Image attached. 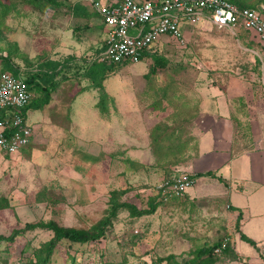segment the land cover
I'll return each mask as SVG.
<instances>
[{
	"label": "rangeland",
	"instance_id": "obj_1",
	"mask_svg": "<svg viewBox=\"0 0 264 264\" xmlns=\"http://www.w3.org/2000/svg\"><path fill=\"white\" fill-rule=\"evenodd\" d=\"M238 1L264 11V0ZM102 24L92 0H0V54L27 72H46L72 52L79 51L81 62L97 60L103 39L81 45L71 31L78 25L74 35H92L87 28L96 26L104 35ZM186 37L184 43L160 41L139 61H101L107 77L102 84L114 99L153 108L144 113V132L152 136L156 160L149 153L135 167L117 151H123L119 143L141 142L132 134L130 111L110 116L109 134L101 120L90 124L83 117L74 127L57 117L67 127L61 135L44 130L19 151L0 148V264H150L170 254L183 261L199 248L232 242L237 221L223 196L195 194L196 180L180 196L164 198L159 185L193 172L190 146L210 124L196 123L198 101L221 100L224 134L240 144L237 152L251 147L252 120L264 122V47L244 29L207 26L186 31ZM77 78L83 80L81 73ZM120 129L125 139L118 137ZM116 202L122 206L112 214ZM107 216L105 235L84 243L56 239L47 225L92 231ZM223 251L214 249L215 264L229 259Z\"/></svg>",
	"mask_w": 264,
	"mask_h": 264
},
{
	"label": "crops",
	"instance_id": "obj_2",
	"mask_svg": "<svg viewBox=\"0 0 264 264\" xmlns=\"http://www.w3.org/2000/svg\"><path fill=\"white\" fill-rule=\"evenodd\" d=\"M99 1L104 3L107 0ZM100 17L104 35L98 27L93 26L92 28L90 26L87 28L89 29L87 32L93 33L92 35H89L90 33L86 35L84 32V35L76 36L74 35L76 27H78L76 25L73 32L71 31V37L76 39V42L80 41L81 45L85 42L87 46L94 40L98 45V42L103 39L101 43L103 49L107 27L101 15ZM187 32L192 31L188 28ZM150 52L152 51H148L144 55ZM77 53L62 54L60 58H57L59 61H53L48 65L50 69H46V71L51 72V78H48V81L49 83L53 81L54 86L51 97L43 106H33L25 111L27 121L34 127L31 142L39 138L40 132L44 130L49 133L54 132L53 136L61 135L67 127L60 125L61 121L57 122V117L70 125L73 124L74 127H77L76 123L84 121L83 117H90V121L86 120L90 124L97 122L96 120H101L102 126L106 125V133L109 134L110 116L115 114L122 117L128 115L130 111L129 116L135 118L134 122L132 121L133 123L130 124L133 128L132 134L141 142L135 140L131 145L125 142L119 143L118 147H122L123 151L121 149L117 151L120 156L122 155V159L125 158L124 161L132 162L135 167L146 163V157L149 153L156 160L152 136L150 132L147 135L144 132L146 128L144 113L149 108H153L148 103L144 105L141 100L128 102V100L122 99L119 100L121 103L118 102L116 97L115 99L114 96L112 97L105 82L100 86L98 80L96 82L98 85L95 87L94 81L96 78L100 79L104 73L101 66L102 62L96 58L93 61L82 60L81 62ZM79 73L83 78L82 81L77 78ZM69 86L70 98L67 99L66 93ZM73 87L75 89L70 91ZM37 97H44V92L35 93V98ZM117 102L120 104H116ZM194 106H198L200 109L195 118L196 123L206 124L209 122L210 124L203 128L204 130L195 138L194 144L190 146L191 150L188 152V155L192 154L193 156L189 161V167L191 166L193 169L192 173H203L196 178L198 183L193 191L195 194L213 192L223 196L227 200V206L233 211L237 223L239 222V227L236 224V234L231 242L238 258H229L227 261H221L218 264H264L262 258V250L264 249V122L252 120L251 132L247 137V142H250L249 146L251 147L237 152L240 144L235 140L229 141L221 125L222 101L208 103L201 100L198 101V105ZM186 107L191 106L186 105ZM210 109H213V112ZM155 112L158 115V111ZM89 130L94 132L96 128L92 126ZM105 131L102 133L105 134ZM117 132L118 137L126 138L125 130L120 129ZM145 139L147 140L145 141ZM209 170L212 171V175L205 173ZM240 213L241 217L238 221ZM242 233L253 238L256 245L243 239Z\"/></svg>",
	"mask_w": 264,
	"mask_h": 264
},
{
	"label": "built area",
	"instance_id": "obj_3",
	"mask_svg": "<svg viewBox=\"0 0 264 264\" xmlns=\"http://www.w3.org/2000/svg\"><path fill=\"white\" fill-rule=\"evenodd\" d=\"M92 3L107 27L98 60L107 63L139 61L162 40L184 43L190 28L216 26L253 32L264 47V11L231 0H107ZM35 96L25 74L0 73V148L19 151L31 143L34 127L23 108ZM186 173L161 181L162 196H180L195 183ZM227 242L215 248L222 252Z\"/></svg>",
	"mask_w": 264,
	"mask_h": 264
},
{
	"label": "trees",
	"instance_id": "obj_4",
	"mask_svg": "<svg viewBox=\"0 0 264 264\" xmlns=\"http://www.w3.org/2000/svg\"><path fill=\"white\" fill-rule=\"evenodd\" d=\"M31 1L39 3L40 1H44V0H31ZM47 1H53V0H47ZM231 1L236 2L237 4L241 6H251L246 3L239 2L238 0L237 1L231 0ZM158 60L159 58L157 57L156 61ZM0 64L2 65L1 67L2 70H0V73L2 71L8 70L16 74H25L26 81L29 83L30 88L35 93L40 94L41 92H44V97L35 98L34 96L31 99V101L23 108L24 114L28 108L33 107V106L41 107L46 102L49 101L51 97L52 88L54 87L52 84L53 81L50 80L52 81L51 83H49L48 81V78L49 79L51 78L50 77L51 74L49 72L47 71L43 72L41 70H31L27 72V70H24V68H22V66L16 64L9 55H3V54H0ZM111 64L120 65L122 63H111ZM153 67H152V71H155V68ZM105 77H106V74L103 73L102 76L100 77L101 80H99L100 84H102V80ZM205 173L211 174V175L213 174L211 170L206 171ZM190 174H192V177L195 178V180H197L196 178L203 173L198 172L196 174L195 173H190ZM121 206H122L121 203L116 202L113 205V208L111 210L112 214L118 209V207H121ZM132 209L133 211L135 210V208H132ZM240 217H241V213L238 216V221ZM110 223H111V217L107 216L106 218H103L97 224H95L93 228L91 229L92 231L77 229V228H62V227H58L56 224L52 222L47 223V225L49 227L54 228L56 239H59V240L67 239L71 242L84 243V242H88L91 240H98L101 237H103L105 235L107 226ZM237 227H239V222L237 223ZM241 237L245 239L246 241L250 242L251 244L256 245V241L253 238L247 236L246 234L242 233ZM221 244L222 242H218L213 246H209V247L205 246V247L199 248L193 257L189 259H185L183 261L177 260L174 254H170L169 256H166V257H159L158 260L152 261L150 264H161V261L164 259H167L171 264H215L217 262V257L215 256L216 255L215 253H214L215 255L213 254V252H214V249L217 246H221ZM223 250L222 251L226 253V255L229 256L230 259L238 258V255L235 253L231 243L228 245L226 244ZM47 257L49 258V255ZM47 257L45 258V260H47ZM42 262H40L39 264H42Z\"/></svg>",
	"mask_w": 264,
	"mask_h": 264
}]
</instances>
